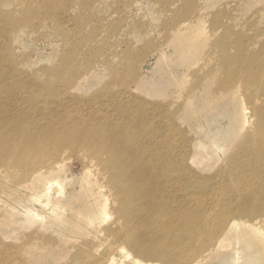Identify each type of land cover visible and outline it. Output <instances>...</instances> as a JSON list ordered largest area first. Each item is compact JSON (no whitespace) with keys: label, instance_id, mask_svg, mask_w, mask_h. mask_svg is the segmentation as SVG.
<instances>
[{"label":"rangeland","instance_id":"obj_1","mask_svg":"<svg viewBox=\"0 0 264 264\" xmlns=\"http://www.w3.org/2000/svg\"><path fill=\"white\" fill-rule=\"evenodd\" d=\"M230 64H239L232 83L224 78ZM257 106H264V0H0V134L52 143L72 124L100 129L116 151L88 138L100 159L132 171L144 161L157 184L155 200L146 185L115 182L104 215L90 226L72 210L89 206L98 185L86 167L107 174L100 162L66 145L62 153L31 152L20 165L0 166V247L11 248L18 264H102L104 245L131 253L123 264H175L128 242L143 232L131 241L172 249L175 233L183 264H264V230L262 237L254 229V214L241 210L233 187L244 183L246 200L264 185L248 186L246 175L228 170L259 160L251 152L264 142ZM257 164L250 170L264 176ZM228 171L237 175L232 184ZM51 177L59 178L67 211L37 227L20 209L34 211L30 190ZM132 196L153 208L136 211ZM253 202L260 209L263 197ZM228 205L234 212L226 215ZM203 208L207 229L191 236ZM129 212L139 215L128 222ZM217 216L241 224L215 230ZM0 264H7L1 253Z\"/></svg>","mask_w":264,"mask_h":264},{"label":"bare ground","instance_id":"obj_2","mask_svg":"<svg viewBox=\"0 0 264 264\" xmlns=\"http://www.w3.org/2000/svg\"><path fill=\"white\" fill-rule=\"evenodd\" d=\"M14 24H16V22H14ZM67 55H68V59H69L68 63H69L70 60L74 59L72 49H68ZM243 58L246 59V57H243ZM250 58H251V56H250ZM238 61L240 62V65H242V66H244L245 64H246V66L249 65V63H247V61L242 62L241 56L238 58ZM230 65H231V67L228 69L229 72L224 76V78L229 79L230 83H232V81L234 80L233 76L235 75V73H233V71L236 69V66H238L239 64L233 65V66H232V64H230ZM238 82H239V80H238ZM257 107L258 108H256L254 115L256 116L258 121H262V120L264 121V106H261V107L257 106ZM246 122L247 121L243 119L242 125L245 124ZM72 125L75 126V129L71 132L70 135H67V136L63 135V136L56 137L54 139V142H52V143H50V142L44 143V142H42V140H39V141L36 140L35 141V138H33V140L29 141L25 136H21V137L17 136L14 138L12 136V134H9V135L0 134V166H6L5 163L9 164L10 166L12 164L20 165V163L23 162V160H25V158L23 156H25L31 152H34L35 154H37L39 152L46 151V153H48L50 150L51 151L52 150L59 151L61 149L60 152L62 153V148L65 145L70 146V147L81 148V149L88 151V153H90L89 154L90 158L88 157V160H90V161L91 160L94 161L93 159L98 160L100 162L98 164L107 173V174H104V173L93 171L91 169L92 164L88 163L90 165H89V167H86L87 171L89 172L90 175L93 176L94 182H96L98 186L92 192L93 197L89 198V201L87 202L89 206L85 207L86 210H83L81 208H77V209L72 210V212L74 213L73 214L74 216L83 218L84 220H86L89 223L90 226L95 222L94 219L96 216L98 217L100 215H104L105 207L109 205L108 200H110V197H112L111 186H113V184L115 182L117 184L119 180H121V184H123V182H124L123 180L130 179L134 184H137L140 186L146 185L148 187V190H149L148 196L150 197V199L154 198L156 200V193H157L156 192L157 184L155 183V177L156 176H153L150 174V172H148L150 169L144 161H142V166L138 167V171H132V169L128 168V166L124 163H118L117 164V163H111L110 161L105 160V159L102 160L98 156V151L93 149V144L91 142H89L87 139L88 138L91 139L95 144L99 145L104 152L110 153L112 155H116V151L113 152L112 150H109L108 147L111 148V146L114 145L115 143L113 141H111L114 144H112L111 142L110 143L112 145L109 144L107 141L109 137H107V140L105 139L109 145L107 143H105L104 142L105 140L103 141L102 138H105L104 136L106 135V133H104L100 129L97 131L90 130V132L88 133L87 128L84 129L81 126L76 127V124H72ZM70 126H71V124L66 125V129L69 130ZM91 127L92 126H89L88 128H91ZM241 127H243V126H241ZM259 132L260 133L263 132V134H264V124L259 129ZM109 134L110 133H108L107 136L111 135V134L110 135ZM72 135H74L75 138H72ZM215 148L218 151L221 150V148H219V147L215 146ZM113 150H115V149H113ZM251 152L253 155H255L256 157L259 158V160L257 162H253L249 159H246V160H243L242 162H240L235 168H231L228 170H234L235 169L238 173L246 175L249 178L248 181L246 182V185H248V186L249 185L255 186V184H259V185L263 186L264 185V176L257 177V176H255L256 174H253V172L250 169L252 168V163H258L256 166L264 171V163H259V162H264V142H262L260 144V148L259 147H253ZM56 154H57V152H56ZM50 157L55 158V156L53 154H51L48 158H50ZM85 160H87V159H85ZM51 162H53V161H51ZM57 162H58V160H54V163H57ZM137 164H141V163H137ZM243 170H246V172H243ZM228 176L230 179L229 184H232L234 182V179H232L233 177L237 178V175H235L236 177L235 176L232 177L230 172H229ZM59 183H60L59 178H57V177H54V178L51 177V179H48L47 181L43 180V179H39L36 183H34L33 188L30 190L29 198L34 203H38V205L36 206L34 211H32V209H28V208H21L20 209L22 214H24L27 217L28 222L30 224H34L37 227H40L43 225V223L39 220L40 218L45 217V216L54 217L56 215L57 209H60L61 213H65L67 211V207L61 205L63 203L64 198L62 197V187ZM86 184L87 183H85V185ZM244 186H245L244 183H240L237 181H236L235 185H233L234 188H237L235 201L240 202L239 205H240L241 210H243L244 212H247L249 214H254V215H252L253 220H254V223L252 225H255L254 229L256 231H258V233L263 237V230L264 229L262 228V225H264V187H262V188H255L254 187L255 193H254L253 197H249L246 200H243V198L241 197L240 191L245 189ZM248 189H250V188H248ZM0 190H2L1 186H0ZM261 197H263V205L261 206L260 209H256V203H254L253 201L256 199H259ZM132 199H134V196H132L130 198V200H131V207H133L135 205L138 206L136 211H139V209L141 211H143L141 208L150 209L152 207V204H153V202H151V204L142 203V202H133ZM248 209H251V210H248ZM223 211L225 212L224 214H226V215H229V214L234 212V210H232V208L230 209V205L224 207ZM131 212H129L126 215V221H128V222H131L132 219L133 220L136 219L135 215H137V216L139 215L136 212L134 213L135 215H133V213H131ZM257 214H260V215H257ZM0 216H1V214H0ZM107 216H109V215H107ZM208 216H209V214H207V210L205 208H203L202 211L199 212V216L196 219V221H194L193 224L190 222V224L193 226L191 236H195V234H199L201 231H205V227H206L205 223L208 219ZM148 217H149V215H146L144 218L148 219ZM257 217H260V218L257 219ZM217 218L218 219H217L215 225L213 226V228L215 230H217L218 227H220V226L222 227V226L226 225L227 226L226 228H230V227H235L238 224H241V222H239L238 220H231L228 218L226 221V219L222 216H217ZM188 221H193V220H188ZM258 224L260 227L256 226ZM0 225L2 226V219L1 218H0ZM246 226L251 227L250 224H247ZM206 229H207V227H206ZM137 233L136 234L130 233V235L128 237V242L134 249L138 250L140 253L146 252L147 254H151L153 256L165 257V258L169 259L170 261L175 262V264H183L184 263L183 257L181 256V253H176V251L174 250V248H178L182 242L181 239L178 238V235H176L175 233L171 234V236H173L175 238L170 240L171 244L173 245L174 248L166 249V250L165 249L164 250L154 249L153 245H152V247L149 245H144L142 242H136V239H135V242H132L131 240L134 237L135 238L140 237V239H141V237L144 238L147 235V234L145 235V233H143V232L138 233V234ZM100 234H101V230L96 229L93 233V236H98ZM84 235H85V237L89 236V234H87V233ZM69 241L70 240H68V242ZM263 241H264V237H263ZM73 242H74V240H73ZM90 243H91V240H89L86 244H90ZM223 245L226 246L225 243ZM101 247L103 248V251H102L103 256L101 255V257H103V262H101L102 264H123L122 259H124V258L128 259V257L131 254L129 252H126L124 250V248L122 247V245H104ZM86 248H88V246H86ZM97 248L98 247L93 249V251L95 252V250ZM98 249H100V248H98ZM0 253H1L2 257L5 258V262L7 264H18L16 261V258L14 257L15 252L12 251L11 248L1 246L0 247ZM117 256L119 258H117ZM121 256H122V259H121ZM90 258L92 259V257H90ZM130 263L131 264H159L158 262H154V261L143 262L142 260H139L137 258H132Z\"/></svg>","mask_w":264,"mask_h":264}]
</instances>
